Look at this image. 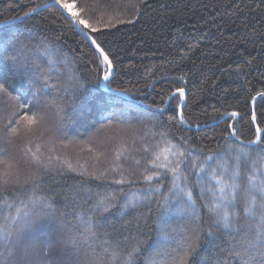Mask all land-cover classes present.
Returning <instances> with one entry per match:
<instances>
[{"label":"snow or ice","instance_id":"obj_1","mask_svg":"<svg viewBox=\"0 0 264 264\" xmlns=\"http://www.w3.org/2000/svg\"><path fill=\"white\" fill-rule=\"evenodd\" d=\"M144 4L145 0H80L77 7L75 0H50L16 18L50 7L66 10L73 29L80 30L81 42L87 41L96 54L93 63L106 69L97 77L98 84L109 93H119L118 97L85 89L74 60L54 46L60 36L49 41L43 36L37 39L34 31L0 29V264H138L141 256L143 264H190L202 236H212L213 229L234 242L228 255L239 264H264V129L257 125L255 138L243 141L234 123L228 124L221 137L232 141L227 155L210 151L202 161L203 149L198 152L189 147V138L158 125L129 134L134 119L152 118L153 105L133 117L128 112L133 103L127 100L130 90L109 87L114 65L105 51V32L133 23L143 14ZM121 10L132 18L110 15ZM177 93L181 103L170 119L188 125L183 112L185 89H175L169 100ZM121 103L126 107L118 108ZM226 115L240 116L235 111ZM251 119L256 122L255 112ZM69 125L74 126L75 136L69 135ZM82 135L84 139L79 138ZM74 145L91 153V164L78 158L73 163L56 154ZM135 152L145 154L143 163ZM101 158L108 163L99 170ZM128 160L143 167L141 177L147 187L124 193L123 186L135 183L126 175H136L124 167L122 161ZM55 170L81 177L72 196L60 202L47 194L45 185ZM190 176H195L194 183ZM169 177L170 187L163 192V181ZM90 181L120 186L124 203L113 191L94 192L86 186ZM153 202L158 239L149 247L141 238L143 232L123 233L128 229L125 218L141 205L151 211ZM202 211L211 222L207 229ZM113 214L124 222L117 226ZM140 218H135L138 228ZM177 218L182 222L179 229L174 227Z\"/></svg>","mask_w":264,"mask_h":264},{"label":"trees","instance_id":"obj_2","mask_svg":"<svg viewBox=\"0 0 264 264\" xmlns=\"http://www.w3.org/2000/svg\"><path fill=\"white\" fill-rule=\"evenodd\" d=\"M50 0H0V22L9 18L23 15L39 4ZM74 3V0H68ZM128 0H124L127 3ZM135 2V0H133ZM78 7L80 0H75ZM74 10H76L74 8ZM121 19H131L127 10L110 13ZM107 22L108 15L103 17ZM10 28L13 31H34L49 41L61 39L58 45L62 53H67L74 60L76 72L84 81L85 89H99L106 96L118 95L103 91L97 82L98 76H103L104 66L93 63L97 59L91 52L87 41L73 29L70 22L57 7H50L39 13L0 29ZM105 51L109 53L114 65L113 76L107 82L112 89H128L132 106L129 115L135 117L137 111H142L146 105L160 108L168 96L177 88L185 89L183 112L189 126L205 125L200 129H190L172 121L176 108L181 103L179 94L169 100L166 110L162 113L149 109L151 119H134L129 134L137 131H147L153 124L170 130L176 136L183 135L190 140L189 147H194L201 155L216 151L226 156L231 140L222 139L227 131V125L234 123L237 135L243 141L255 138V126L251 120V101L257 93L264 92V2L262 0H145L143 14L131 24L116 25L105 32ZM83 53H88L83 56ZM183 77V79H181ZM121 100L125 98L120 97ZM146 104V105H145ZM137 105L139 108H137ZM126 107L121 103L118 108ZM70 111V109H69ZM238 112L239 117L219 121L226 113ZM256 126L264 129V96L255 101ZM216 122V123H213ZM211 123V124H210ZM157 130H160L158 128ZM69 135L75 136L74 126L69 125ZM83 133V129L79 130ZM84 139V136H80ZM139 148V144L136 145ZM83 145H74L56 154L68 156L73 163L78 158L81 163H92ZM257 149H253L255 156ZM142 163L145 159L143 152L133 153ZM108 160L101 158L99 170L106 166ZM124 167L132 168L136 175L130 178L135 181L125 185L124 193L147 187L141 173L143 167L137 168L131 160L122 161ZM155 171V169H149ZM119 178V177H117ZM111 179V178H109ZM195 182V176H190ZM81 183V177L66 170H55L45 180L48 195L60 202L67 195L72 196V190ZM163 192L170 187V177L163 181ZM154 186L156 182H153ZM86 186L94 192L105 193L113 191L117 194L119 203H124L120 186L106 181H90ZM207 198V197H206ZM201 202L198 200V207ZM149 208L141 205L131 212L125 220L128 229L133 234L143 232L141 237L153 245L157 239L155 221L158 213L153 202ZM140 216L139 228L136 217ZM144 217H147L145 222ZM112 219L119 226L121 221L113 214ZM204 227L207 229L210 220L202 211ZM243 223V219L241 221ZM182 222L177 218L174 227L179 229ZM213 235H203L198 255L190 264H239L238 260L228 255L233 241L226 234L213 229ZM159 259V258H158ZM144 256L138 264H143Z\"/></svg>","mask_w":264,"mask_h":264},{"label":"water","instance_id":"obj_3","mask_svg":"<svg viewBox=\"0 0 264 264\" xmlns=\"http://www.w3.org/2000/svg\"><path fill=\"white\" fill-rule=\"evenodd\" d=\"M46 3H50V1H48V2H46ZM62 13H63V15L66 17V19L68 20V14H67V12H66V10H63V9H60V8H58ZM30 12V11H29ZM33 15V14H32ZM31 15V16H32ZM17 17H23V15H20V16H17ZM17 17H13V18H9V19H7V20H4V21H2V22H0V28L1 27H4V26H8V25H11V24H14V23H17V22H20V21H22V20H24V19H26V18H28V17H26V18H23V19H16ZM69 21V20H68ZM78 33L80 32V30L79 29H75ZM99 88L101 89V90H103V91H108L107 89H105V88H102L100 85H99ZM175 92V91H174ZM111 93H113V94H116V95H118V96H120V94L119 93H116V92H111ZM262 93H264V92H262ZM178 94V93H177ZM170 96V95H169ZM169 96H168V98L166 99V101H165V103H164V106H162V107H160V108H166L167 107V105H168V102H169ZM260 97H263V96H258V95H255L253 98H255V99H252V101H251V107H252V113H253V111H254V105H255V101L258 99V98H260ZM124 98V97H123ZM127 99H130V97L128 96V98ZM183 104H184V101H183ZM146 105V104H145ZM146 106H148V105H146ZM150 109H152V110H155V111H157V107H152V108H150ZM231 113V112H230ZM226 117H228L227 115H225L223 118H221L219 121H222V120H224V119H226ZM251 117H252V115H251ZM252 120V119H251ZM213 123H216V122H213ZM211 124V123H210ZM187 128H190V129H200V128H202V127H205L206 126V124L205 125H201V126H199V128H197L196 126H190L189 127V125H185ZM254 126H255V128H256V124L254 123Z\"/></svg>","mask_w":264,"mask_h":264}]
</instances>
